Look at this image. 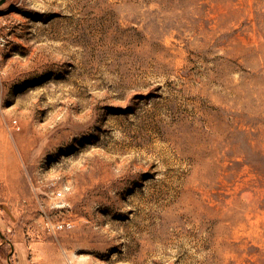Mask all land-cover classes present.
<instances>
[{"label":"rangeland","instance_id":"374dc122","mask_svg":"<svg viewBox=\"0 0 264 264\" xmlns=\"http://www.w3.org/2000/svg\"><path fill=\"white\" fill-rule=\"evenodd\" d=\"M0 264H264V0L1 5Z\"/></svg>","mask_w":264,"mask_h":264},{"label":"built area","instance_id":"2783aa9c","mask_svg":"<svg viewBox=\"0 0 264 264\" xmlns=\"http://www.w3.org/2000/svg\"><path fill=\"white\" fill-rule=\"evenodd\" d=\"M63 197H64V191L60 190V191L54 192V198L55 199H62ZM71 228H73V225L70 222H62L56 226V229L59 231L71 229Z\"/></svg>","mask_w":264,"mask_h":264},{"label":"water","instance_id":"95a60500","mask_svg":"<svg viewBox=\"0 0 264 264\" xmlns=\"http://www.w3.org/2000/svg\"><path fill=\"white\" fill-rule=\"evenodd\" d=\"M7 0H1L0 1V6L3 5Z\"/></svg>","mask_w":264,"mask_h":264}]
</instances>
